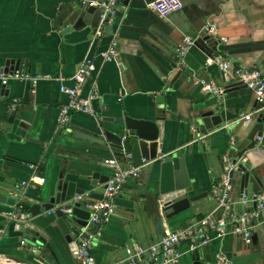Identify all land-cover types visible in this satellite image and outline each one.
<instances>
[{
  "label": "crops",
  "instance_id": "0c3cea01",
  "mask_svg": "<svg viewBox=\"0 0 264 264\" xmlns=\"http://www.w3.org/2000/svg\"><path fill=\"white\" fill-rule=\"evenodd\" d=\"M81 1L0 0V68L5 60L13 58L19 70L62 75L71 85L68 77L84 58L92 59L97 67L82 84L80 94L86 96L95 88L101 113L94 108L93 114L74 111L63 126L58 125L57 114L68 98L60 92L57 81L40 79L32 84L29 80L10 79L4 89L0 83V188L8 192L0 201V252L30 264L71 261L70 249L77 237L72 234L68 241L58 228L52 232L39 230L43 242L33 245L26 241L21 245L23 237L6 235L10 222L6 212L17 201L28 203L38 193L54 187L60 170L89 188L87 180L78 178L77 173L99 170L111 174L114 167L104 160L112 157L133 163L113 154L100 128H113V123L100 122V118L127 114L151 119L160 110L154 101L159 94L165 96L166 111L158 152L182 149L188 175L193 179L191 194L207 195L193 202L191 208L165 219L158 196L148 190H154L151 186L157 183L158 173L152 174L149 164L142 161L139 175L123 182L114 199L115 213L100 226L92 253L98 262H120L126 245L156 242L164 225L179 229L211 211L215 207L212 187L224 173V164H229L228 157L236 152L232 135L248 127L251 117L246 119L244 115L255 113L258 104L242 84L217 95L204 91L201 80L221 86L237 83L224 77L210 61L214 56L228 60L232 66L257 67L264 76V0H182L183 7L166 16L147 8L144 0H120L111 23L100 20L94 31L86 24L63 31L75 22L70 14L72 7L88 6ZM210 23L216 26V48L208 52L192 44L184 56L177 57L175 50L183 37L195 39ZM113 39L117 55L104 61L99 53ZM209 109L220 113L223 124L232 127L228 129L230 137L222 131L204 139L197 135L191 120L197 112ZM31 164L37 168H31ZM32 174L44 176L45 181L22 186L21 181ZM232 183L237 195V174ZM81 188H77V194L88 192ZM249 188L245 191L251 192ZM11 194L17 195V200ZM253 234L255 241L246 245L241 236L210 232V262L205 261L201 248L199 258L203 264H212L215 254L221 253L232 264H264V223L257 225ZM178 250L176 264H192L188 247L181 244Z\"/></svg>",
  "mask_w": 264,
  "mask_h": 264
},
{
  "label": "built area",
  "instance_id": "2783aa9c",
  "mask_svg": "<svg viewBox=\"0 0 264 264\" xmlns=\"http://www.w3.org/2000/svg\"><path fill=\"white\" fill-rule=\"evenodd\" d=\"M120 0H82L83 5H94L100 9V20L105 23H111L116 12V5ZM145 5L160 16H166L172 11L179 10L183 7L182 0H144ZM204 33L216 37V26L214 24H206ZM100 34V30L97 31ZM221 40L225 37L220 36ZM194 38L185 35L183 42L176 47L175 53L177 57L186 54L188 48L194 44ZM116 40L113 39L105 50L100 51L99 55L102 60H113L117 55ZM215 63L224 77L232 78L239 84L244 85L254 96L258 106L256 113L264 114V76L257 67L249 66H232V64L221 58L214 56L210 59ZM97 69L95 62L90 58H84L77 66L76 70L68 77L72 81L71 85H67L64 81L66 77L62 75L52 76L50 74H32L28 71L13 69L11 71H0V83L5 85L10 79L29 80L35 84L40 79L55 80L59 84L60 92L67 96V102L59 107L57 114V123L59 126L66 125L70 120V114L74 111L93 114L92 100L97 97L95 88L93 92L83 96L80 89L85 80L92 76ZM201 88L213 94H222L223 86L213 81L201 80ZM17 99H14V102ZM249 119L250 115H244ZM233 143V140H231ZM124 160H131V154L125 153ZM224 162L228 161L223 158ZM242 161L246 158L241 157ZM144 161V160H143ZM105 163L113 165V171L110 177L105 181V187L101 198H88V192L72 196L73 201L88 199L85 207L90 212L88 222L95 223V228H88L87 225L81 226L70 249L71 261L57 264H176L180 255L178 247L185 244L190 252L207 245L210 241V232H214L216 236H223L226 233H232L241 236L246 245H250L253 239L255 227L260 223H264V190L260 193L240 191L234 194V186L229 176V171L237 170V164L229 163L228 169L224 171L221 178L215 182L212 187V198L215 207L204 214L196 221L185 225L179 229H172L167 225L162 228L161 236L156 242L149 244H128L124 247V257L120 262L107 263L96 261L92 246L94 240L100 235L101 225L108 222L110 217L115 213L114 199L122 189L123 182L127 178L137 177L139 168L133 163H122L116 157L105 159ZM31 168L36 169V164H31ZM45 181L44 176L32 174L29 179L22 180L21 185L34 186ZM49 213L50 210H46ZM9 221H23L27 214L22 210V205L17 201L14 207L6 212ZM1 231V230H0ZM26 239L21 238L20 244L25 245ZM0 264H30L12 258L11 256L0 252ZM212 264H232L231 260L221 253L215 254Z\"/></svg>",
  "mask_w": 264,
  "mask_h": 264
},
{
  "label": "water",
  "instance_id": "95a60500",
  "mask_svg": "<svg viewBox=\"0 0 264 264\" xmlns=\"http://www.w3.org/2000/svg\"><path fill=\"white\" fill-rule=\"evenodd\" d=\"M121 1L127 2V0ZM73 8L70 14L75 22L63 31H70L83 24L89 25L94 31L100 22V9L94 5H88L86 8ZM101 22L104 23V21ZM217 43L218 40L207 33L196 36L194 40L196 46L208 52L214 50ZM17 68L18 62L9 58L5 60L4 67L0 69L6 72ZM239 85L238 83L225 85L223 86L224 92L237 89ZM154 101L160 110L154 114L153 118H136L127 114L113 117L102 116L100 122H112L113 128L109 129L103 125L100 128L104 131V139L114 150L115 156L122 157L125 153H130L135 165H141L144 160L149 164V171L152 174L158 173L157 183L151 186L154 190H148L151 195L158 196L157 200L163 217L169 219L191 208L193 202L206 196L207 193L191 194L193 179L188 175L182 149L159 154L161 122L165 120L164 112L166 111L164 94L155 96ZM92 106L97 114L101 113L96 98L92 100ZM195 116L191 122L201 139L208 138L213 132L218 131H222L228 137L232 135L228 133V129L232 127L224 125L221 114L214 113L213 109L197 112ZM250 117L251 122L248 127L244 126L232 135L234 137L232 145L234 144L236 152L228 159H230L229 163L237 164V170H230L229 176L232 179L235 174L238 175L240 191L248 189L250 185L251 192L260 193L264 190V114L255 112ZM243 156L246 158L245 161L241 160ZM224 165V170H227L229 164ZM76 176L87 180L85 185L89 188H84L85 186L79 184L76 178H71L60 170L54 187L31 198L28 202L29 207L25 211L26 219L19 222L10 221L6 235L23 237L28 243L35 245L45 240L39 230L52 232L58 228L66 240L71 241L72 234L77 235L81 226L87 225L88 228H94L95 223L88 222L90 212L85 207L88 199L76 202L72 200V196L78 191V187H82L81 189L88 191V198H101L104 183L110 174L93 170L77 173ZM6 195L8 192L0 188V201H3ZM10 197L14 200L18 198L15 194H11ZM46 210L50 212L46 213ZM35 218L39 219L36 221ZM252 237L255 241L256 234ZM201 249L204 252L205 261L210 262L208 245L202 246ZM191 260L192 264H203L199 258L198 249L192 252Z\"/></svg>",
  "mask_w": 264,
  "mask_h": 264
},
{
  "label": "trees",
  "instance_id": "16d2710c",
  "mask_svg": "<svg viewBox=\"0 0 264 264\" xmlns=\"http://www.w3.org/2000/svg\"><path fill=\"white\" fill-rule=\"evenodd\" d=\"M21 205H22V209H23L24 211H26V210L28 209V207H29V204L26 203V202L22 203Z\"/></svg>",
  "mask_w": 264,
  "mask_h": 264
}]
</instances>
